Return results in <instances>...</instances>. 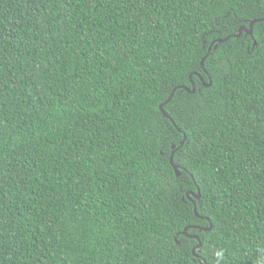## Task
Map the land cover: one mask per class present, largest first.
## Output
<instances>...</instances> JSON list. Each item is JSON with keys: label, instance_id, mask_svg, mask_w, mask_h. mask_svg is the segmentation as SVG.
I'll use <instances>...</instances> for the list:
<instances>
[{"label": "trees", "instance_id": "trees-1", "mask_svg": "<svg viewBox=\"0 0 264 264\" xmlns=\"http://www.w3.org/2000/svg\"><path fill=\"white\" fill-rule=\"evenodd\" d=\"M261 17L260 0H0V264H264V22L234 38ZM209 51L212 85L165 118ZM185 133L177 183L158 147Z\"/></svg>", "mask_w": 264, "mask_h": 264}, {"label": "snow or ice", "instance_id": "snow-or-ice-1", "mask_svg": "<svg viewBox=\"0 0 264 264\" xmlns=\"http://www.w3.org/2000/svg\"><path fill=\"white\" fill-rule=\"evenodd\" d=\"M239 2V0H238ZM250 2V0H249ZM262 4H264V0H260ZM215 19V18H214ZM261 22H264V17L259 18ZM227 21V23H225ZM240 23V16L239 14H236L234 17L229 19V17L224 16L221 17L220 19H215V24L217 26V33L220 32L221 29L227 30L228 24H231L232 26H235L236 24ZM249 54L255 57L256 50L250 49ZM211 56V53L209 52L208 54L205 55L203 58L205 61H207L208 57ZM210 67V65L208 66ZM208 67H205V65L200 64L199 61L196 62V66L192 67L191 70L187 73H183L181 78H180V83H176L173 81L166 89L165 91L168 93V96L166 98L167 102H171V98L176 95V92L178 91H184L187 92L189 89H191V95L193 97H200L202 98L204 93L200 92V88L207 89L210 87V84L205 83V79L211 81L212 77L211 75L208 74ZM164 103V102H162ZM190 110L196 111L198 110L196 105H190L189 106ZM163 110V109H161ZM173 124H175V121H173ZM186 127V126H185ZM176 131H180L179 125L176 126ZM185 140H187V135L186 133L184 134ZM183 147V145H176L174 143L172 144H165L161 142L158 147V153L163 156L166 151H168V154L170 156H175L177 153L180 152V149ZM176 178L177 183L182 182V178L180 177L179 171H177L174 174ZM166 179V178H165ZM183 230L181 232L177 233L176 239H179V236L182 234Z\"/></svg>", "mask_w": 264, "mask_h": 264}, {"label": "water", "instance_id": "water-1", "mask_svg": "<svg viewBox=\"0 0 264 264\" xmlns=\"http://www.w3.org/2000/svg\"><path fill=\"white\" fill-rule=\"evenodd\" d=\"M258 22H261V20H255V21L251 22V23H250V26H249V29H247L246 27H241V28L239 29L238 34L235 35L234 38H239V37H241V35H242L243 33H246L247 35L252 36V35H253L254 24H256V23H258ZM227 40H229V38H227V39H225V40H218V43H223V42H225V41H227ZM255 44H256V42H255ZM209 52H210V51H209ZM204 62H205V60L203 59L202 62H201V64L204 65ZM209 84L212 85V82L210 81ZM187 92L191 94V90H190V89H189ZM172 98H173V97H172ZM172 98H171V99H172ZM168 103H169V102L166 101L164 104H162V105L160 106V111H161L162 115H163L165 118L171 120L170 117L168 116V114H167V113L164 111V109H163V107H164L165 105H167ZM161 109H163V110H161ZM171 121H172V120H171ZM185 141H186V140H185V138H184L183 141L181 142V144L183 145V144L185 143ZM169 160H170V165L173 167L175 173H176L177 171H179V173H180V175H181L180 168H179L177 165L174 164V156H170V159H169ZM198 192H199V191H198ZM186 196H187L188 200L191 201V202L194 204V213H195V215H196L198 218H201V217L198 215L197 207H196V204H195V201H194V200H198V201L200 200V193H198V194H194V193H192V192H189V193H187ZM210 229H211V228H210ZM210 229H207V231H209ZM187 230H188V228H186V229L184 230V232H183L184 235H187ZM192 238L196 239V240L198 241V243H199V244L193 249L194 256H195L196 258H199V255L196 254L195 251L200 249V247H201V245H202V244H201V241H200L199 237H197V236H193ZM199 251H200V250H199Z\"/></svg>", "mask_w": 264, "mask_h": 264}]
</instances>
